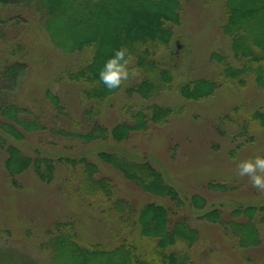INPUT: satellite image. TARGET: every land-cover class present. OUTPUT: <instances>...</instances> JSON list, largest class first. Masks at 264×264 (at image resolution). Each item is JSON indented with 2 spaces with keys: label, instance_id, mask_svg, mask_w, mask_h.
I'll use <instances>...</instances> for the list:
<instances>
[{
  "label": "rangeland",
  "instance_id": "1",
  "mask_svg": "<svg viewBox=\"0 0 264 264\" xmlns=\"http://www.w3.org/2000/svg\"><path fill=\"white\" fill-rule=\"evenodd\" d=\"M224 1H180V25L173 27L168 49L157 54L159 65L171 71L174 82L171 92L156 99L173 110L166 124H150L146 132L132 133L122 142L72 141L47 129L24 132L22 141L9 139L8 142L29 152L39 147L54 159L85 157L97 166L95 177L108 179L115 194L135 207L160 198L141 192L96 159V154L118 152L131 160H147L176 188L183 201L177 207L159 200L175 212L171 218L184 221L199 233L198 241L190 249V264H264V221H261L264 210L260 209H264V189H257L238 170L241 160L264 154V127L246 119L252 112L264 113V90L254 85L249 76L239 86L218 78L222 63L211 57L213 52L227 55L230 62L236 63L229 41L221 33ZM37 16L29 9L0 7V20H4L0 22V69L19 60L25 64L19 83L10 91L8 99L29 110L30 115L41 114L43 123L49 120L55 128L73 130L68 121L75 122L82 117L89 103L79 100L80 86L66 84L61 75L66 68L85 60L88 54L61 53L49 41ZM198 78H218L222 84L215 93L201 100L181 98L178 88L187 80ZM46 88L59 96L64 116L50 114L51 107L42 95ZM144 104L136 96L115 95L101 103L99 122L111 128L127 117L123 110L127 105L136 110ZM242 121L247 127L245 134H239ZM4 158V151L0 150V250L7 251L8 258L2 257L7 264H36L19 254L48 264L47 250L40 243L45 239L46 227L58 218H73L84 244L114 245L123 238L106 212L78 200L72 192L76 182L67 186L66 176L78 174L76 168L58 163L54 185L41 183L32 171H27L17 176L21 190L12 185L5 172ZM210 181L225 188H209ZM193 196L203 198L204 207L192 205ZM246 207L258 209L254 222L262 244L256 248L236 247L235 239L227 233V221L224 225L202 218L212 209H220L225 219L232 210ZM132 236L134 240L142 239L134 231Z\"/></svg>",
  "mask_w": 264,
  "mask_h": 264
},
{
  "label": "trees",
  "instance_id": "2",
  "mask_svg": "<svg viewBox=\"0 0 264 264\" xmlns=\"http://www.w3.org/2000/svg\"><path fill=\"white\" fill-rule=\"evenodd\" d=\"M180 1L0 0V7L29 9L37 14L49 41L61 53L88 54L85 60L66 68L61 75L66 84L80 86L79 100L89 103L82 117L75 122L68 121L75 128L73 130L55 128L49 120L43 123L41 114L30 115L29 110L8 99L24 70L22 60L5 64L0 69V150L5 154V172L12 185L22 190L17 176L27 171H32L41 183L54 185L58 163L76 168L78 174L66 176L67 186L76 182V189L72 192L78 200L88 207L101 208L112 218L123 236L114 245L97 242L84 244L79 226L73 218H58L46 227L45 239L40 243L47 250L48 264H190V249L198 241L199 233L184 221L172 219L171 214L175 212L165 202L159 201L162 199L177 207L183 204L176 188L149 161L131 160L118 152L99 151L96 154V159L111 167L141 192L160 198L135 207L115 194L113 184L108 179L96 178L97 166L85 157L54 159L45 155L39 147L29 152L8 142L22 141L24 132H44L46 129L72 141L122 142L129 139L132 133L146 132L150 124H166L173 110L168 105L156 102V99L165 92H171L174 82L171 71L159 65L157 54L168 49L173 27L180 25ZM223 8L225 18L221 33L228 39L236 63L230 62L227 55L213 52L211 57L222 63L218 78L224 82L233 81L239 86L245 84L249 76L254 85L264 90V0H225ZM121 46L128 49L130 75L117 88L108 89L98 78V70L113 49ZM218 78L187 80L178 88V95L188 101L206 98L220 88L222 82ZM119 94L128 98L136 96L145 104L136 110L127 105L123 108L127 117L107 128L99 122L100 105ZM42 95L51 107L50 114L58 118L65 115L57 94L46 88ZM246 119L264 127V113L255 111ZM244 122L239 134L247 131ZM208 186L225 188L223 184L212 181ZM191 203L202 208L206 201L193 196ZM257 210L256 207L236 208L224 219L220 209H212L202 218L224 225L227 221V233L235 239L236 247L256 248L262 244L254 222ZM132 231L142 239L134 240ZM6 252L0 250V264H7L2 259L8 258ZM19 255L29 263L40 264L27 258L30 257L28 255Z\"/></svg>",
  "mask_w": 264,
  "mask_h": 264
},
{
  "label": "clouds",
  "instance_id": "3",
  "mask_svg": "<svg viewBox=\"0 0 264 264\" xmlns=\"http://www.w3.org/2000/svg\"><path fill=\"white\" fill-rule=\"evenodd\" d=\"M127 47L113 49L103 66L98 70V78L108 89H115L130 75ZM239 174L247 175L257 189H264V154L258 153L241 160L238 164Z\"/></svg>",
  "mask_w": 264,
  "mask_h": 264
}]
</instances>
